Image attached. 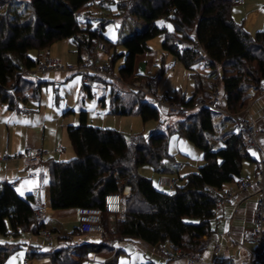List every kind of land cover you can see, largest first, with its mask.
Wrapping results in <instances>:
<instances>
[{"label": "trees", "instance_id": "obj_1", "mask_svg": "<svg viewBox=\"0 0 264 264\" xmlns=\"http://www.w3.org/2000/svg\"><path fill=\"white\" fill-rule=\"evenodd\" d=\"M96 1L108 0H28L10 4L0 14L2 101L13 107L32 88L22 76L24 70L37 67L28 54L30 51L45 50L58 41L72 39L77 45L79 61L83 62L85 55L91 58L99 41L113 46L105 40L101 27L92 28L88 11ZM233 6L232 0L119 2V16L142 22L145 28L123 41L126 54L115 53L109 63L110 70L115 72L117 60L125 57L124 66L117 73L125 81L137 79V57L150 51V40L163 36V50L175 56L186 69H193L205 58L214 71L221 69L213 90L222 86L225 95L222 107L230 114H239L250 101L248 91L259 89L264 83V28L256 34L246 32L234 22ZM79 13L82 18L78 17ZM83 18L87 19L86 23L81 21ZM196 40L205 51V58L194 51ZM11 84H16L13 93L5 90ZM151 84L148 86L153 90ZM85 89L89 87L85 85ZM203 92L207 93L202 80L196 78L191 99L170 98V101L192 107L196 96ZM39 93L40 86L35 87L33 94ZM212 94L213 91L205 95L209 96L207 100ZM141 99L142 120H159L160 110L151 101ZM178 113L185 115L181 116L177 134L204 154V164L198 172L189 174L183 185L165 192L138 172L144 165L158 172L166 171L165 165L171 160L168 134L157 130L149 137L137 136L128 141L121 132L88 126L86 113H82L81 125L69 128L76 159L53 167L52 208H103L105 195L122 193L129 187L130 192L124 197L125 215L116 220L115 229L108 233L110 238L139 240L153 248L170 239L191 255H201L213 234L212 222L222 201L224 185L240 178L244 161H252V157L243 136L234 131L222 138V149L214 150L218 129L214 123L216 111L203 108ZM34 213L32 197L22 198L8 184L0 187V235L19 237L32 228ZM108 216L103 214L104 227ZM43 227L33 230L38 232ZM15 249L1 247L0 264H5ZM71 253V250L57 251L52 259L56 264H82L87 257L82 255L73 261Z\"/></svg>", "mask_w": 264, "mask_h": 264}, {"label": "crops", "instance_id": "obj_2", "mask_svg": "<svg viewBox=\"0 0 264 264\" xmlns=\"http://www.w3.org/2000/svg\"><path fill=\"white\" fill-rule=\"evenodd\" d=\"M27 1L28 0H0V14H3L5 10H7V7L10 6V4L26 3ZM106 2L96 1L94 4H98L99 7L92 5L94 10L88 11L90 16L91 13L95 14L97 13V11L99 12V8L105 5ZM5 5L6 8L4 9ZM235 6L236 9L233 10L232 18L236 24L240 25L246 32L250 34H256L257 32L263 30L262 26L264 25V0H246V3L244 5ZM117 14L119 13L116 12L113 15ZM91 18H94V15L91 16ZM118 19L119 18H115V20ZM168 28L171 29V26L168 25ZM143 29H141V31ZM138 31L140 30H137L135 32ZM135 32H133L132 34H134ZM103 36L105 37L106 41H109L113 44V42L108 39L104 35V33ZM158 37H162L164 42L163 36ZM68 40L72 41L77 47L76 43L72 39ZM46 50L47 49L41 51L33 50L32 56L35 54L34 57L30 55L31 51L28 54L30 58L37 63V61L43 59L49 60ZM149 50L150 51L148 53H146L145 55H140L136 59L135 74L136 76L141 77V79H144L143 76L146 75L148 65L147 59H150L152 56L150 47ZM123 53L124 55L126 54V52ZM166 53L173 56L168 52ZM96 54L97 59L100 62L106 61L99 58V54L97 53V51ZM86 57L87 55L84 56V59H86ZM173 57L177 62L181 64L182 67L185 68L182 62H180L175 56ZM202 57L205 58L206 56ZM78 63H80L79 57ZM122 66H124V64ZM141 67L144 70H141ZM200 69L209 70L211 75L212 68L210 67V63L206 58L195 65L193 69L186 70L193 73L200 71ZM161 71L164 72L163 74L165 76L167 73V69L165 67H161L159 76L156 77L157 80L148 79L151 81H157L155 86H153V91L156 90L155 92H157L158 94H160L158 90L160 79L164 77H160ZM50 73H55L57 76H60L59 74H63L66 72L51 71L46 74L42 73V79H39L37 76L35 77V73L22 75L25 81H28L29 84H32V88L27 89V92H25L22 98L23 101L18 100L15 104V106L17 105V107H12L10 106L9 102H4L0 99V156H3L7 152L11 156V159L8 162L0 161V187L5 184L11 185L13 183H18V186L15 188V190L19 194V196H21L22 198L32 197L33 207L35 210H37L38 208H44V213L41 220V225H44V227L40 231L36 232L33 230L34 228H36L34 226V221L32 228L21 233L19 237H14L12 235H0V248L8 246L17 248L14 250L5 264H24L25 259L29 260L28 264H56L52 259V254L62 250H71L73 261H78L82 255H86L87 257L84 259L82 264H121V261H126L123 258L129 256L128 252L130 251V249L128 248V245L132 244V246L137 250L144 252L143 254L147 256V258H149L148 256L153 258L152 256H154L155 254L158 255L161 259L159 261L155 259L154 261H148V259L142 264H188L184 260H169L162 254H160L157 248L150 247L139 240L130 238L121 239L116 237L110 238L104 237L100 234L83 233L79 228V208H52L51 192L53 182V167L56 163H69L76 159V153L73 149L72 142L69 137V128L80 126L81 114L86 113L88 126L108 130L114 129L103 128L106 127L104 125L103 127H97L100 125L95 124L94 121L90 125L88 119L89 113L88 111H84V109H82V107L85 105L81 106L78 103L75 108H71V105H68L66 103V100H64V103H62L63 98H66L64 93L62 92L63 85L58 86L57 84L59 81L52 79L54 78V76H51ZM68 73L75 74L74 72ZM111 74L114 76H105L102 74L97 75L92 72L87 76L82 74L84 88L85 85L89 87L88 96L93 98V86L90 87L91 78L94 82L93 85H96L98 89H102L103 91L101 100L99 101V105H101L102 107H106L107 105H109V110L115 116L137 115L141 118L139 112V103L135 100H132L129 96L134 93L142 94V92L135 91L133 89L131 90L129 88V93H126V91L124 93V90H126L124 88L126 86H120V83L115 82L114 79V77L118 76L119 74L116 72H112ZM198 75L200 74H193L195 80L194 91L192 93L193 95L196 90V76ZM102 79L105 80L106 85H101V82H99V80ZM201 80L204 90L208 91V78H201ZM38 86H40V93L39 95H34L33 89ZM114 86H116V88ZM106 90H108L107 93ZM174 91V96L171 95V92L169 90H166L164 94L160 95H167L171 99L178 98L179 100H189L192 98L190 97L188 99L186 93H184L182 89L175 88ZM144 100L150 101L148 96H146ZM259 100H261L263 103V112L259 111L260 113H258V115L253 116L249 114V116H251L253 119L256 118L255 120L257 121V125L259 128H264V124L261 120V117L264 115V96L256 99V101ZM153 105L161 111L160 106H156L155 104ZM252 105L254 104L250 105L249 110H251ZM124 110L128 113H119ZM71 112L74 116H68V114ZM78 112H81L79 120L77 119ZM164 112L165 114L171 113V111L166 107H164ZM219 127L220 126L217 125L218 129ZM221 140L216 144L214 150L217 151L224 147L223 141ZM259 142L263 146L262 153L259 154L257 152H250L252 161L243 164L240 178L232 183L224 185L221 192L222 196L227 191H235L237 181L243 177L258 180L257 174L259 169L261 168V159L262 157L264 158V134L260 136ZM28 151L32 153L38 151L41 152V158L38 163H30V161L26 157ZM168 170H171L173 172L171 176L176 175L182 180L183 177L181 173H179L178 171V173H175L174 170L166 168V171ZM166 171H164V173ZM184 174V177H187L192 173ZM163 178L165 177L161 176L158 179H154V182L153 180H150L153 182V184L155 182L157 183V186H155L154 184L157 189L167 192L166 190L168 188H165L162 185ZM260 193L261 192L258 187H254L244 193L235 191L233 198L224 199L222 197V201L220 202L216 210L215 220L212 222V237L209 239L205 250L201 253V255L198 256H203L206 260L214 259L217 262L223 264L226 262V258L228 255H235L237 257L243 258L252 252L253 248L248 246L245 240L247 235L251 233L255 228V210L256 204L261 196ZM115 217L119 219L123 216L110 215L107 217L108 220L105 223V227L108 231H110V233H112L116 227V221L114 220ZM42 230L52 231L54 237L51 240L47 239L42 235ZM96 236H98L100 239H97ZM217 246H219V253L218 255H214V249Z\"/></svg>", "mask_w": 264, "mask_h": 264}, {"label": "rangeland", "instance_id": "obj_3", "mask_svg": "<svg viewBox=\"0 0 264 264\" xmlns=\"http://www.w3.org/2000/svg\"><path fill=\"white\" fill-rule=\"evenodd\" d=\"M15 1V0H14ZM113 1V2H112ZM124 1V0H110L107 1L105 3V5H103L102 7L99 8V12L97 11V13L92 14L91 16L94 15V18H90V22L92 24V28H99L101 27L103 30L104 35L110 39L113 42V46H110V44H108L106 46L105 51H99L98 48H96V50H94L93 55H91V58L88 59H84L83 62H95L96 64H99V66H107L108 70L106 72V74H102L105 76H114L111 73L110 70V60L112 58V56L117 53V54H121L123 52H126L124 46H123V41L129 36L131 35L133 32L143 29L145 27V25L142 24V22L136 21L134 19L131 18H124L123 16H119L120 14L117 15H113L116 12L119 13L118 11V3ZM96 7H99L98 4H93ZM6 8V5L4 6V9ZM236 9V6L234 5L232 8V13L233 10ZM93 7L89 10V11H93ZM6 11V10H5ZM239 11V10H238ZM236 11V12H238ZM115 18H119L118 20H115ZM81 21L83 23L87 22L86 18L81 19ZM264 28V25L262 26V29ZM162 42H163V38L162 37H157L151 41H149L148 46L150 47L151 51H152V56L150 59H147V71H146V75L143 76L144 79H141V77H138L137 79H131L129 81H125L123 79H121V77L115 76V82L120 83L121 85H125L126 87L124 89V93L126 91V93H129V90L133 89L135 91H138V89H136L135 87H138L139 84H144V85H148L149 83H152V86H155L156 82L155 80H157V76H159V72H160V68L161 67H165L167 69V73L166 75L160 79L159 82V93L160 94H164L166 92V90H169L171 92V95L174 96L175 95V91L174 89H182L184 93H186L188 99L190 97H192V93L194 91V85H195V80L193 77V74L195 73H199L200 75L196 76V78L198 79H206L208 78V91H206L208 94V92H212L214 93V91L218 88H220L222 95L224 93V90L222 88V86L217 87L213 90V88L215 87V85L219 82V76L221 74V69L218 68L216 69V71H214V69L212 68L211 70V75H210V71L209 70H204V69H200V71L198 72H191V71H187L184 67L181 66V64L179 62L176 61V59L171 56L168 55L162 47ZM47 51V56L49 58V60H57L60 62L61 65H65V66H77L78 63V52H77V47L75 46V44L68 40H62V41H58L56 43H54L52 46L49 47V49L46 50ZM97 53L99 54V58L101 60H106V61H102L100 62L97 59ZM30 55L32 56V51L30 52ZM35 54L32 56L34 57ZM108 59V60H107ZM106 64H105V63ZM108 63V64H107ZM125 63V59L121 58L118 59L115 65V72L117 73L119 68ZM141 70H144L141 67ZM219 71V72H218ZM111 72V73H110ZM33 73H35V77L37 76L39 79H42V73L37 71L36 69L33 71ZM67 73V74H66ZM63 73V74H59L60 76H57L55 73H50L51 76H54V80H58V86L63 85V89L62 92L64 93L66 98H63V102L64 100H66V103L68 105H71V108H75L78 103L83 106L82 109H84V111H88L89 113V124L91 125V123L98 124L100 126L97 127H103V128H109V129H114L117 130L119 132H121L125 138L130 141L132 138L137 137V136H143V137H149L152 133H154L157 130H161L163 132H165L166 134H168V138H169V144H168V152L169 155L171 156V160L165 165L166 168H170L172 170L175 171V173H181L182 175V180L180 185H183L185 183L186 177H184V173H196L197 171H199L200 167L203 165L204 163V154L203 151L197 147L195 144H193L192 142L188 141L185 138L180 137L177 134V130L178 127L182 121V115L185 114H180L175 111L169 113V114H165L164 112V107H161V111H160V119L159 120H151L148 122H144L140 117H138L137 115L131 116H115L114 114L111 113V111L109 110L110 107L109 105H107L106 107H102L100 104V100H101V96H102V89H98V87H96V85H93L94 82L92 81V79L90 78V87H92V93H93V98L88 96V90L84 88L83 85V76L82 74H72V73ZM210 76V77H208ZM148 79H155L154 81L148 80ZM99 82H101V85H106L105 80H99ZM55 85V84H54ZM115 85V84H114ZM264 86L261 85V87L259 89H255V93H251V89L248 91L249 94V100L248 101V105L247 107L242 110L239 114H234V116L237 115H241L243 117H246L249 119V121H254L255 123H257V121L255 119H253L250 115H258V113L263 112V103L261 100L256 101V99H259L261 96H264V91H261L262 88ZM116 88V86H114ZM46 88V87H44ZM130 88V89H129ZM151 88V87H150ZM46 90V89H45ZM49 90V89H48ZM121 90V89H120ZM128 90V91H127ZM152 90V88H151ZM156 90H152L151 92L156 95V96H148L144 93L142 94H137L134 93L131 96L132 100H135L136 102L140 103L142 101L141 98L145 99L146 96L149 97H155V98H165L169 96L167 95H160L157 92H155ZM53 92V90H52ZM108 92V90H106V93ZM140 92V91H139ZM204 92L203 93H199V95L196 96V100L197 98H199V96H203L204 99H207V97L209 96H205L206 95ZM128 95V94H127ZM225 96V95H223ZM151 100V99H150ZM85 103V104H84ZM251 104V110H249V107ZM178 105V104H177ZM157 106V105H156ZM70 109V108H68ZM222 111V112H220ZM216 112L214 114V123L215 125H219V129L217 131V134L214 137V143H218L220 142V140L225 136L226 133L229 132H233L235 130L236 132V123L235 120L229 116L233 114H230L229 112H227L228 110L225 107L221 106V110ZM260 111V112H259ZM195 112V110H194ZM72 113V112H71ZM69 113L68 116H74L73 113L71 114ZM80 113H77V119L79 120L80 118ZM87 113V114H88ZM181 113V112H180ZM192 113V112H191ZM225 113V114H224ZM227 114V115H226ZM182 116V117H181ZM263 118L264 115L261 117V120L263 122ZM91 120V121H90ZM93 126V125H92ZM95 126V125H94ZM244 163H249V161H244ZM243 163V164H244ZM179 166H178V165ZM178 171V172H177ZM260 171V169H259ZM139 174L142 175V177L147 178V179H151L154 182V179H158L161 176L162 177H172V171L168 172H158L156 171L153 167L149 166V165H144L141 166L138 170ZM176 176V175H173ZM244 178V177H243ZM247 178V177H246ZM155 186H157V183H154ZM167 192H173V190H166ZM236 192H240L238 186L236 185L235 188ZM244 193V192H243ZM118 218H114V220L116 221ZM105 228V227H104ZM50 233H52V231L50 230H46ZM106 229V235H104V237H110L111 234L109 231ZM53 234V233H52ZM43 235V233H42ZM44 236V235H43ZM54 237V236H53ZM97 239H100L98 236H96ZM133 245V244H132ZM132 245H128V248L130 249V251L128 252L129 256L124 257L123 259L126 260V264H142L144 262H146V260L148 261H154L155 260H161L159 258L158 255L152 256L153 258H151L150 256H148L149 258H147V256H145L140 250H137L135 247H133ZM185 251V250H184ZM187 252V251H185Z\"/></svg>", "mask_w": 264, "mask_h": 264}, {"label": "built area", "instance_id": "obj_4", "mask_svg": "<svg viewBox=\"0 0 264 264\" xmlns=\"http://www.w3.org/2000/svg\"><path fill=\"white\" fill-rule=\"evenodd\" d=\"M234 5H244L246 0H232ZM79 18H82V14H78ZM163 20V19H162ZM195 51L201 56H205V51L199 45V42L195 41ZM98 50H105L106 44L103 41L98 42ZM37 71L46 74L51 71H60V72H74L87 76L91 72L97 75L106 74L108 68L107 66H99L95 62H80L77 66H64L61 65L57 60H40L37 61ZM24 70L22 75L33 73L35 70ZM138 91L148 95L156 96L151 91V88L148 85L139 84L138 87H135ZM16 89V84H11L9 87H6L5 90L9 92H14ZM255 89H251V93H255ZM261 91H264V86ZM224 95V93H223ZM222 95L220 88L216 89L212 94L210 100L204 99L203 96H199L195 100L192 107L187 105H174L171 103L170 98H155L149 97V100L160 107H166L172 112H190L194 110H200L203 108L211 109L212 111H220L222 102L224 101L225 96ZM231 116L236 123V132H238L245 139L246 148L249 152L262 153V145L259 142V138L264 134V128H259L257 123L254 121H249L248 118L241 115ZM264 124V118H263ZM26 157L30 163L35 164L41 158V152H27ZM11 159L10 154L7 152L3 156H0V161L8 162ZM258 180L251 178H241L237 181V186L240 192H247L248 190L258 187L260 190V198L256 204L255 210V228L249 233L246 237V244L253 248L252 252L241 258L235 255H228L226 262L223 264H264V158L261 159V168L258 171ZM181 183V179L178 176L165 177L162 179V185L165 188L174 190ZM11 188H16L18 183H13L10 185ZM130 192V188L126 187L122 193H109L105 195L103 200V208L100 207H83L78 209L79 219H80V230L86 234H100L106 235V230L103 225V214L107 213L112 216H124V197L127 196ZM235 191H227L224 195V199L233 198ZM44 213V208H38L35 210V227H41V220ZM43 235L51 240L53 234L42 230ZM107 236V235H106ZM158 252L162 254L165 258L176 261L184 260L188 264H221L214 259L206 260L205 258L193 256L188 252H185L184 249L175 243L173 240L168 239L162 245L156 247ZM219 246L215 247L214 255H218ZM29 260L25 259L24 264H28Z\"/></svg>", "mask_w": 264, "mask_h": 264}, {"label": "snow or ice", "instance_id": "obj_5", "mask_svg": "<svg viewBox=\"0 0 264 264\" xmlns=\"http://www.w3.org/2000/svg\"><path fill=\"white\" fill-rule=\"evenodd\" d=\"M121 264H126V262L125 261H121Z\"/></svg>", "mask_w": 264, "mask_h": 264}, {"label": "bare ground", "instance_id": "obj_6", "mask_svg": "<svg viewBox=\"0 0 264 264\" xmlns=\"http://www.w3.org/2000/svg\"><path fill=\"white\" fill-rule=\"evenodd\" d=\"M15 189V188H14ZM190 254V253H189ZM194 256V255H193ZM197 257H201V258H204L203 256H197Z\"/></svg>", "mask_w": 264, "mask_h": 264}]
</instances>
